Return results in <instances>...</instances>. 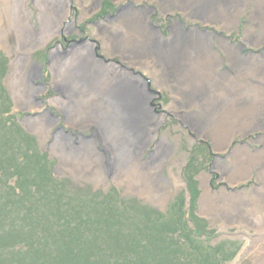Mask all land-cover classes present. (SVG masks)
<instances>
[{
	"label": "rangeland",
	"instance_id": "rangeland-1",
	"mask_svg": "<svg viewBox=\"0 0 264 264\" xmlns=\"http://www.w3.org/2000/svg\"><path fill=\"white\" fill-rule=\"evenodd\" d=\"M105 1L0 0V55L8 60L0 84L6 94L3 99L10 100L7 119L16 116L11 126L17 121L31 138V145L23 143L21 151L29 147L33 152L34 147L36 153L37 147L48 160L47 170L54 181L49 180L42 190L47 192L50 187V196L60 208L76 211V220L82 214H94L87 205L96 202L127 208L137 203L166 214L170 208L174 212L171 206L183 196L188 226L194 229L188 187V178L194 175L198 196L193 212L205 220L208 230V238L200 239L234 252L227 264H264V121L255 118L259 109L252 107L259 102L257 95L264 104V91L258 82L235 71L215 43L221 36L231 45L245 46V56H264V2L246 0L227 16L221 29L225 31H221L216 25L202 26V20L176 9L165 11L158 0H111L110 5ZM129 8L147 11L148 20L164 40L172 38L171 29L179 24L182 31L209 33L216 71L222 73L224 86L232 87L233 97L216 102L208 111L209 98L185 102L176 93L177 83L159 86L140 67L118 54H106L98 27L116 30L118 15ZM222 14L225 17V11ZM259 81L264 84L263 78ZM120 85L135 87L134 99L142 104L140 114L149 113L150 127L138 126L144 131L138 150L118 142L123 160L118 166L114 150L108 148L105 135L95 125L97 119L90 113L86 117V110L89 107L95 112L100 97ZM246 99L247 105L241 107ZM201 105L209 115L205 128L196 130L190 117L199 115ZM58 135L66 137L65 141L56 142ZM112 137L116 140L119 135L114 132ZM8 147L0 143V151L8 152ZM126 154L129 157L123 159ZM144 164L149 168H142ZM0 181L16 185L15 177L8 174ZM19 193L17 190V197ZM53 200L48 201L52 219L56 213ZM35 202L39 210L47 206L45 200L44 204ZM19 219L20 213L13 218L15 225ZM140 221L136 218L133 223ZM13 234L14 238L20 236L18 231ZM29 238L16 237L10 245L14 250L19 242L16 249L25 251L28 245L24 242L29 244ZM1 239L0 264H29L31 260L21 263L18 259L22 250L5 251L8 246Z\"/></svg>",
	"mask_w": 264,
	"mask_h": 264
},
{
	"label": "trees",
	"instance_id": "trees-1",
	"mask_svg": "<svg viewBox=\"0 0 264 264\" xmlns=\"http://www.w3.org/2000/svg\"><path fill=\"white\" fill-rule=\"evenodd\" d=\"M6 61L0 55V77L7 70ZM5 95L0 84V143L9 146L8 152L0 151V180L8 174L15 177L16 185L8 186L0 181V238L2 242L4 239L2 244L8 246L5 251H9L14 247L10 245L11 240L17 237L23 241L24 236H30L29 244L24 242L28 247L25 246V251L20 248L22 251L17 254L21 263L31 260L29 264H227L231 261L234 252L225 251L221 244L211 247L199 238L206 233L207 224L193 212L198 196L194 175L188 178L189 219L194 229L188 226L183 196H178L171 206L174 212L170 208L166 214L137 203L127 208L111 202H96L87 205L94 214L85 213L76 220V211L60 208L57 199L50 196V187L47 192L42 190L49 185V180L54 181L47 170L48 160L39 154L37 147L36 153L31 146L33 152L28 151V146L21 151L23 143L31 145V138L17 121L11 126L10 119L3 117L9 113L10 106V100L3 99ZM34 194H40L35 200L37 203L44 204L45 200L47 206L39 210L31 200ZM12 196L17 197L16 200ZM51 197L56 203L54 219L50 218L48 201ZM25 202L32 205L25 206ZM19 213V223L15 225L13 218ZM136 218L141 221L133 223ZM26 228L28 233L24 231ZM14 231L20 236L14 238Z\"/></svg>",
	"mask_w": 264,
	"mask_h": 264
},
{
	"label": "bare ground",
	"instance_id": "bare-ground-1",
	"mask_svg": "<svg viewBox=\"0 0 264 264\" xmlns=\"http://www.w3.org/2000/svg\"><path fill=\"white\" fill-rule=\"evenodd\" d=\"M158 1L165 11L170 10L172 12L171 9H176L183 14L191 16V18L202 20V26L206 24L216 25L219 30L224 28L223 21H226L227 16L232 11L235 12L242 7L246 2V0ZM262 1L264 2V0ZM94 2L92 1V4ZM87 9L90 10L91 8L86 7ZM224 11L226 13L225 17L222 14ZM261 12H264V10ZM116 28V30L115 28L112 30V28H106L105 26L98 27L106 54L109 56L118 54L123 60L128 61L129 64L140 67L159 86L170 85L172 82L177 83L176 90L178 92L174 91H176L181 100L183 99V101L189 103L200 101L203 98H207L208 101L209 98L212 104L210 107L207 105V107L208 111H212L214 109L213 104L225 99L227 96L233 97L232 93H230L232 87H225L223 82L225 79L222 73H217L216 71L214 65L216 55L210 47V37L206 31L202 32L197 29L195 31H182L181 24L173 25L171 29L172 38L164 40L161 38L157 28L148 20L147 11L131 8L120 12L116 20ZM215 43L224 54V57L229 60L228 64L235 71L240 72L241 75H247L254 83L258 82L257 84L261 85L260 89L264 91V84L259 81L262 78L264 79L262 77L264 76V56H259L258 58L252 55L245 56L243 55L245 46L231 45L221 36L215 38ZM246 44L249 46V41ZM209 57L210 59L207 62ZM208 64H211V66ZM200 65L202 67L199 68ZM256 88L259 89L257 85L255 86ZM33 89L31 88L35 93L38 92V88ZM134 89L135 87L133 86L128 89L127 85L115 87L109 93L99 96L101 104L96 106L95 112H91L92 110L89 107V111L86 110V117L90 113V117L93 115V119H97L98 122L95 125L101 130L103 136L105 135L108 148L112 151L114 150L112 155L117 158L114 161L118 166L120 162H123L121 152H118V142L125 148L131 147L138 150L141 147L140 140L143 141L144 138V131L138 126L145 129L150 127V115L146 111L140 114L142 104L140 106L138 100L134 99L136 96ZM261 97V95H257L259 102L252 105V107L256 106V109H259L255 111V118L259 122L264 121V104L260 102ZM247 103L248 100L246 99L240 106L244 107ZM203 105L199 107V115L195 113L193 114L194 117H190V123L196 130H202L207 123L206 118L208 119L209 112ZM214 127H216L215 124ZM114 132L119 135L116 140L112 137ZM65 139L66 137L58 135L56 142H63ZM128 157L129 154H126L123 159ZM147 165L144 164L141 167L149 168ZM150 165L153 166L155 164L151 163Z\"/></svg>",
	"mask_w": 264,
	"mask_h": 264
}]
</instances>
